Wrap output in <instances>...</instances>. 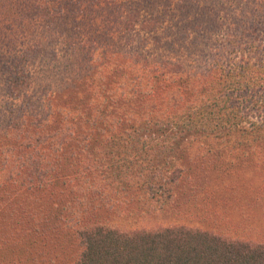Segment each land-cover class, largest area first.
Wrapping results in <instances>:
<instances>
[{"label":"trees","instance_id":"trees-1","mask_svg":"<svg viewBox=\"0 0 264 264\" xmlns=\"http://www.w3.org/2000/svg\"><path fill=\"white\" fill-rule=\"evenodd\" d=\"M61 1L21 0L46 27L11 65L0 62V264H264L262 229L247 233L236 219L235 229L149 219L205 198L206 175L227 183L264 170V0H238L234 49L203 63L193 47L221 27V13L232 21L228 0H179L178 26L172 0H67L55 8ZM69 15L87 18L86 38L59 39ZM59 42L87 69L61 85L62 101L48 85L45 104L30 93V66L53 64ZM193 159L212 167L188 178ZM53 198L65 209L56 218ZM123 204L135 205L139 224L98 212L120 214Z\"/></svg>","mask_w":264,"mask_h":264},{"label":"rangeland","instance_id":"rangeland-1","mask_svg":"<svg viewBox=\"0 0 264 264\" xmlns=\"http://www.w3.org/2000/svg\"><path fill=\"white\" fill-rule=\"evenodd\" d=\"M66 1L67 0L56 3L55 8L57 6H63ZM178 1L179 0H172L171 5L165 3V7L169 5L172 9V12L168 13L171 22L173 20L175 26H178V16L176 15V3ZM231 2L232 5L230 6V13L228 14V17H232V21H225L226 16L221 13L218 19L219 23L223 22L221 24V27H215L214 31L210 32L209 36H207L206 38L200 37L199 41L197 42L198 45H194L193 47L195 51L201 53V63L206 61L208 58H211V54H214L217 51H220L221 54L228 49H234L233 44H235V7L238 11L239 1L237 0L236 2L235 0H228L227 4L229 5V3ZM145 4L146 1H143V5ZM63 8H65V6H63ZM60 20V28L65 27L68 35L65 34L63 38L59 36V39L63 40L65 38L69 41H77L79 38H86L89 35V33L85 31L88 30L89 27L86 26L87 18L84 15H76V17L74 15H69L66 17L63 16ZM53 24L54 22L51 25ZM55 24L56 27H58V23L55 22ZM44 26L37 18H33L30 9L26 11L23 10L21 0H0V62L6 61L8 65H11L10 57L14 55H20L28 46L32 45L35 40V36L39 35L41 31L44 30ZM252 27L258 28L259 26L256 25ZM51 29L53 30V28ZM196 35L202 36L201 32H198V34ZM200 41L202 42L200 43ZM66 44L67 43L59 42L58 46L55 48L57 57L55 60H53V64H56V66H52L53 64L49 66L47 64L40 65L37 63L30 66V72L32 74L30 93L36 92L37 95H41L42 100L45 104L49 100H51V95L49 96L48 94V96H45L43 94V90L45 88H48V85L50 86V89L54 90L52 93V97L56 98L59 94V99L60 101H62L67 95H63V93L60 92L61 85H64L69 80L71 81L73 77L81 74L80 72L86 71L87 69V60H84L82 58V55L81 57L77 56L76 58H73V55H70V53L66 52ZM221 48L223 49L221 50ZM229 50L227 52H230ZM101 62L102 61L94 63L97 65ZM64 88H67V86ZM5 98V96H0V110H3V101H5ZM2 124L3 123H0V126ZM1 136L2 134H0V137ZM186 166H188L189 169L185 172L184 175L192 179L203 177L205 175L203 170L207 167H212L211 165L206 164L201 160L194 159L189 161ZM244 168H246V166L243 167V169ZM256 171L257 174H252V179L247 175H240L239 177L241 179L235 180L234 177L228 179L226 181L227 183L219 182V180L214 178L213 175H210L211 178L206 175V180L204 183L206 186H204V190L206 191L208 189V193L205 195V198L199 197L198 199H194L193 203L189 201L184 205H181V202H179V206H177L174 210L172 209L169 213L166 214V216L160 213L151 214L150 212L149 219L151 216H155V219H150L152 221H148H156L167 224L170 221L177 220L187 224L197 223L209 228H217L218 220L219 223H221L222 227H230L235 229V225L237 224V222L235 221L239 220L241 223L240 228L242 230L247 233H252L253 235H258L260 233V229L264 230V183L255 184V182L258 181L256 179L258 177V174L260 175L261 173L264 175V170ZM252 172L253 171H251V173ZM62 179L67 178L64 177ZM240 180L244 185H247L248 182L251 184L252 189L250 192L240 187ZM185 182L188 183V180H185ZM237 184H239V195L237 196L238 200L236 206H238L239 212L238 214H235V185ZM221 185H225V187H222V190L220 191L219 189H221ZM60 187H65L64 180L63 184H61ZM219 192H230L232 193L233 199L229 202L226 201L227 203L225 205H220L215 201L216 198H214V196H217V193ZM177 193V195H180V192ZM184 196L186 195L184 194ZM226 197V194L222 196V198H225V200ZM52 200H54V198ZM54 201L57 202V200ZM50 206L53 209L55 218L59 215L60 211H65V209L62 208L63 206L58 204V202L56 204H52L51 202ZM121 207L122 210L120 214L112 213L110 211L101 213V209L98 212L101 214L102 218L105 219V221L114 220L126 225H130L131 223L134 225L140 222L141 217H137V213H135L136 208H134L135 205L123 204L121 205ZM113 208H115V205ZM222 208L224 209L222 210ZM221 210L223 212L222 214L224 215H220L218 219L216 217L215 220V212H221ZM156 216H158V218H156ZM144 218H146V216H144ZM64 237L68 239L67 242L68 245H70L71 240H69V238L71 237L65 235ZM43 244L45 245V242L43 240H39L38 245L41 246ZM70 251L71 248L68 250V252ZM57 253H59L58 250H55L54 253L51 251L50 254L48 253L49 255L46 258L49 259L50 255L56 258Z\"/></svg>","mask_w":264,"mask_h":264}]
</instances>
